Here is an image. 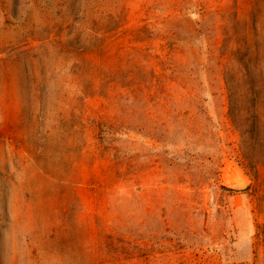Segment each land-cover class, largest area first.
I'll use <instances>...</instances> for the list:
<instances>
[{"label":"rangeland","instance_id":"rangeland-1","mask_svg":"<svg viewBox=\"0 0 264 264\" xmlns=\"http://www.w3.org/2000/svg\"><path fill=\"white\" fill-rule=\"evenodd\" d=\"M227 74L263 134L264 0H0V264H264Z\"/></svg>","mask_w":264,"mask_h":264},{"label":"trees","instance_id":"trees-1","mask_svg":"<svg viewBox=\"0 0 264 264\" xmlns=\"http://www.w3.org/2000/svg\"><path fill=\"white\" fill-rule=\"evenodd\" d=\"M226 82L229 93V117L236 128L241 132L244 144H248V139L253 135H257L255 140H260V146L264 150V133L258 132V117L252 110L254 103L253 94H245L244 89L241 87V83L236 79L235 75H226ZM247 104H250L248 106ZM248 108V109H247ZM252 112V113H251ZM259 146V144H258ZM245 160L251 165L250 168L255 172L257 179V164L252 163L251 158L245 157Z\"/></svg>","mask_w":264,"mask_h":264}]
</instances>
